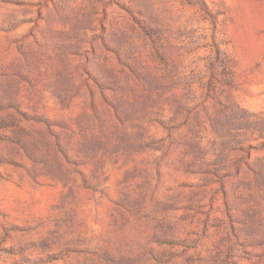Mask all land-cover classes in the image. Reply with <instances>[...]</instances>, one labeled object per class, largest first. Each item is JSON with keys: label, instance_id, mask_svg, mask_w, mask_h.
I'll return each instance as SVG.
<instances>
[{"label": "rangeland", "instance_id": "obj_1", "mask_svg": "<svg viewBox=\"0 0 264 264\" xmlns=\"http://www.w3.org/2000/svg\"><path fill=\"white\" fill-rule=\"evenodd\" d=\"M0 264H264V0H0Z\"/></svg>", "mask_w": 264, "mask_h": 264}]
</instances>
